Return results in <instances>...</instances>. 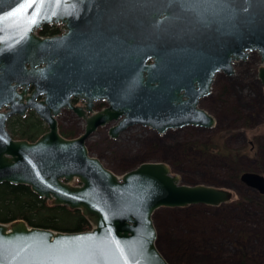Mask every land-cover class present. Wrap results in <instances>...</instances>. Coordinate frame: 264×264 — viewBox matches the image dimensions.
<instances>
[{"label": "water", "instance_id": "1", "mask_svg": "<svg viewBox=\"0 0 264 264\" xmlns=\"http://www.w3.org/2000/svg\"><path fill=\"white\" fill-rule=\"evenodd\" d=\"M28 2L0 0V184L28 185L55 205L81 210L93 229L0 223V264H170L156 245L154 213L219 206L233 193L180 184L164 163H142L120 178L89 155L86 141L120 118L110 129L113 138L134 125L159 133L212 128L215 118L198 105L217 73L232 75L233 62L249 52L258 51L264 61V0ZM21 5L25 17L9 18ZM147 10L156 23L145 34ZM52 21L66 23L69 32L45 38L34 33ZM259 77L264 82V67ZM73 97L85 106L73 105ZM102 99L110 106L87 116ZM66 107L86 121L74 139L59 132L56 116ZM28 110L49 127L35 142L15 140L7 130L9 118ZM75 179L80 185H72ZM241 180L264 195L263 175L246 172Z\"/></svg>", "mask_w": 264, "mask_h": 264}, {"label": "rangeland", "instance_id": "2", "mask_svg": "<svg viewBox=\"0 0 264 264\" xmlns=\"http://www.w3.org/2000/svg\"><path fill=\"white\" fill-rule=\"evenodd\" d=\"M233 67L232 76L216 75L211 94L198 105L215 118L213 128L189 125L159 133L150 126L134 125L113 138V121L86 142L89 155L119 177L142 163H164L180 184L232 191V201L220 206L198 204L155 212L157 247L170 264H264V195L241 180L246 172L264 176V82L259 77L264 61L255 51ZM73 103L85 104L79 99ZM107 104L95 102L93 112ZM18 118L7 122L17 139L13 126H18ZM57 121L68 139L85 132L84 119L68 108ZM42 125L48 129L47 123Z\"/></svg>", "mask_w": 264, "mask_h": 264}, {"label": "trees", "instance_id": "3", "mask_svg": "<svg viewBox=\"0 0 264 264\" xmlns=\"http://www.w3.org/2000/svg\"><path fill=\"white\" fill-rule=\"evenodd\" d=\"M41 35H55L46 26ZM15 129L18 139L36 141L47 128L31 112L23 120L19 117ZM24 220L30 226L51 229L60 232H83L92 229L90 221L81 210L71 209L66 205H54L45 198L39 197L30 186L24 184H0V223H11Z\"/></svg>", "mask_w": 264, "mask_h": 264}, {"label": "flooded vegetation", "instance_id": "4", "mask_svg": "<svg viewBox=\"0 0 264 264\" xmlns=\"http://www.w3.org/2000/svg\"><path fill=\"white\" fill-rule=\"evenodd\" d=\"M150 17H151V13H150V11L149 10H147V12H146V14H145V17H144V26H145V28H147V31H145V34H148L150 31H149V24H151V20H150ZM155 23H156V17H155V13H154V25H155ZM60 28H61V26H60ZM60 28H58L57 26H52V27H50V31H55L56 33H58L59 31H60ZM62 29V28H61ZM56 35V34H55ZM149 62H151V61H149ZM77 100V99H76ZM95 102H97V101H95ZM95 102H94V106H95ZM107 106H110V104H107ZM64 109H62V111H63ZM61 111V112H62ZM61 114V113H60ZM59 114V115H60ZM116 123V125L118 124V122L117 121H115ZM115 126V125H114Z\"/></svg>", "mask_w": 264, "mask_h": 264}, {"label": "snow or ice", "instance_id": "5", "mask_svg": "<svg viewBox=\"0 0 264 264\" xmlns=\"http://www.w3.org/2000/svg\"><path fill=\"white\" fill-rule=\"evenodd\" d=\"M27 7H32L31 0H29ZM26 8L25 5H21L20 8L16 9L13 13L9 14V18L16 17L18 14L21 15V17H25ZM29 23L35 24L37 22V16L34 14L31 18H28Z\"/></svg>", "mask_w": 264, "mask_h": 264}, {"label": "bare ground", "instance_id": "6", "mask_svg": "<svg viewBox=\"0 0 264 264\" xmlns=\"http://www.w3.org/2000/svg\"><path fill=\"white\" fill-rule=\"evenodd\" d=\"M250 54V53H249ZM247 59V58H246ZM232 67H233V64H232ZM233 70H234V67H233ZM234 74V73H233ZM232 74V75H233ZM228 75V74H227ZM232 75H230V76H232ZM95 102V101H94ZM94 104V103H93ZM62 111V110H61ZM120 120V119H119ZM119 120H116L118 123H119ZM216 124V123H215ZM116 126V125H115ZM154 217V216H153ZM156 245H157V240H156Z\"/></svg>", "mask_w": 264, "mask_h": 264}]
</instances>
